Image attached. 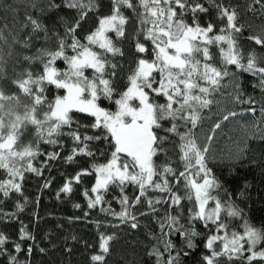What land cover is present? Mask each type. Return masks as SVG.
I'll list each match as a JSON object with an SVG mask.
<instances>
[{"label": "snow or ice", "instance_id": "6c2138e0", "mask_svg": "<svg viewBox=\"0 0 264 264\" xmlns=\"http://www.w3.org/2000/svg\"><path fill=\"white\" fill-rule=\"evenodd\" d=\"M103 8V0H0V223L20 224L17 238L0 230V264H32L34 251H48L20 215L28 175L43 179L42 192L56 161L78 167L61 174L57 199L94 177L82 195L106 219L92 222L96 244L78 241L91 250L88 264H107L117 239L107 229L122 227L143 230L148 264H185L201 246L195 264H264V226L249 222L209 166L224 122L256 114V91L260 119L245 123L252 136L236 143L233 165L255 162L257 152L264 164V149L248 143L264 142V0H108ZM90 16L95 26L82 34ZM64 252L72 253L67 243Z\"/></svg>", "mask_w": 264, "mask_h": 264}, {"label": "trees", "instance_id": "16d2710c", "mask_svg": "<svg viewBox=\"0 0 264 264\" xmlns=\"http://www.w3.org/2000/svg\"><path fill=\"white\" fill-rule=\"evenodd\" d=\"M103 11H108V0H103ZM213 18V17H207ZM257 19V23H258ZM95 18L89 17L87 23L83 25L82 34L88 32L89 29L95 26ZM247 36V33L245 34ZM243 48L247 51L251 47V43L244 41ZM126 56L120 62L124 65L125 71L128 64L132 60V49L128 43L123 44ZM215 52L216 50L213 49ZM63 67V64H60ZM251 77L247 74L243 75V81L247 91L253 92L250 85ZM258 103L255 105L257 111L253 116L251 113L243 112L242 117L234 118L230 121L224 122L223 132L219 133L216 137L215 143L212 145V155L215 159H210L209 166L213 169L216 177L223 182L225 188L232 194V199L236 204L244 210L249 222L257 227L264 226V173L261 168L264 164L261 163L260 153H256V161L253 162L251 157L240 160L233 165L235 145L237 142L243 140L246 136H252V129L244 127L246 122L251 120L260 119V94L258 91L254 93ZM242 107V106H241ZM238 111L240 109H237ZM211 123L208 120L200 131V139L203 140V134L208 130L207 125ZM33 133L25 136V140L31 139ZM248 143L253 148L264 149V142L248 140ZM43 151H53L52 146L42 145ZM233 150V156L229 155V150ZM67 148L65 149V154ZM43 157H38L36 164L43 160ZM89 162L85 160L79 161L80 167H87ZM78 170L76 164L68 165L63 161L53 162L51 172L45 171L44 176L47 178H54V182L50 188L40 191V186L43 179L36 177L32 174L28 175L25 183V194L29 197V204L26 211L20 215V220L28 225V229L35 235L36 242L41 246L48 249L46 253H40L38 250L34 251L31 257L32 264H88V256L91 250L84 247L83 243L78 241H87L89 244L97 243V230L95 224L92 223L96 220H105L104 213L99 209L88 210L86 207V199L82 195L85 187L90 188L93 184L94 177H84L83 183L75 186L74 192L70 196H63L57 199L55 193L64 183L66 175H73ZM247 182L250 187L246 190L248 193L247 199H241L238 196L239 190ZM39 196V204L33 203ZM107 199H111L109 195ZM79 203L80 209L74 207V204ZM6 208H12V204L5 205ZM112 207L119 211L120 207L113 201ZM85 211H89L87 220H75L69 222V217H83ZM33 213H37L40 217L38 222L33 221ZM107 219H111L108 217ZM232 223L236 226L237 230L243 231V221L234 219ZM62 225V227H58ZM20 224L17 222L3 224L0 223V230H3L13 238H17ZM102 231L104 229H101ZM202 230V229H201ZM108 232L116 231L117 239L112 246V253L108 258L107 264H148L144 258V244L146 243L143 230L130 231L126 227L121 229H107ZM48 238H45V237ZM72 236L77 237V241L71 240ZM67 238V240H66ZM177 244L182 246V242L177 238ZM72 248L71 255L64 252L65 244ZM55 245L53 247L52 245ZM198 250L193 256L185 258V264H195L198 261L201 251Z\"/></svg>", "mask_w": 264, "mask_h": 264}, {"label": "rangeland", "instance_id": "374dc122", "mask_svg": "<svg viewBox=\"0 0 264 264\" xmlns=\"http://www.w3.org/2000/svg\"><path fill=\"white\" fill-rule=\"evenodd\" d=\"M93 183H94V181H93Z\"/></svg>", "mask_w": 264, "mask_h": 264}]
</instances>
